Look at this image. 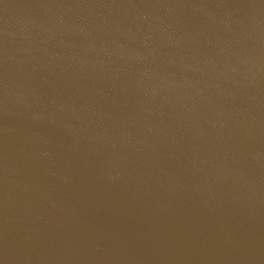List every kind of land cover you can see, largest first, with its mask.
<instances>
[{
    "label": "water",
    "instance_id": "obj_1",
    "mask_svg": "<svg viewBox=\"0 0 264 264\" xmlns=\"http://www.w3.org/2000/svg\"><path fill=\"white\" fill-rule=\"evenodd\" d=\"M0 264H264V0H0Z\"/></svg>",
    "mask_w": 264,
    "mask_h": 264
}]
</instances>
